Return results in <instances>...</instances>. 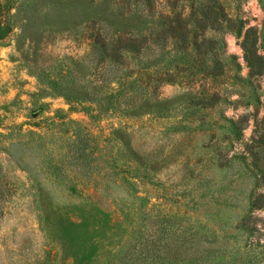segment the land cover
Masks as SVG:
<instances>
[{
    "label": "rangeland",
    "instance_id": "obj_1",
    "mask_svg": "<svg viewBox=\"0 0 264 264\" xmlns=\"http://www.w3.org/2000/svg\"><path fill=\"white\" fill-rule=\"evenodd\" d=\"M0 264H264V0H0Z\"/></svg>",
    "mask_w": 264,
    "mask_h": 264
}]
</instances>
